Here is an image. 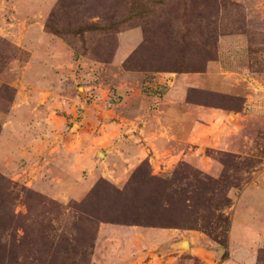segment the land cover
Masks as SVG:
<instances>
[{
    "label": "rangeland",
    "instance_id": "obj_1",
    "mask_svg": "<svg viewBox=\"0 0 264 264\" xmlns=\"http://www.w3.org/2000/svg\"><path fill=\"white\" fill-rule=\"evenodd\" d=\"M0 111V264H264V0H0Z\"/></svg>",
    "mask_w": 264,
    "mask_h": 264
},
{
    "label": "crops",
    "instance_id": "obj_2",
    "mask_svg": "<svg viewBox=\"0 0 264 264\" xmlns=\"http://www.w3.org/2000/svg\"><path fill=\"white\" fill-rule=\"evenodd\" d=\"M176 86V85H175ZM185 91H186V87H174L172 89H170L169 91V95L166 101V107L164 112V116L165 119L164 121L166 123H168V125L173 124L172 127H174V125H178L180 124L179 120L180 118L183 119V123L185 124L184 126H186L187 130V134H188V140H196V139H201L200 136H198V133H200V131L203 129L204 126H206V123L208 122H213L214 119L217 117L214 112V109L208 106H204V105H193V104H189L188 102L185 101ZM217 112V111H216ZM221 112V113H219ZM1 114H4L3 112L0 111V119L2 118ZM170 114V116H169ZM218 115H222V118L224 120H222L221 122H224V124H226V127L228 130H230L231 128H233V126H235V122L238 120L236 115L234 118L233 122H230L228 119V114L224 113L223 111H218L217 112ZM171 127V129H173ZM229 134V132H228ZM227 133L222 134V136L219 137V142L220 144L225 148V146L227 145L226 140L228 139V135ZM6 135L5 130L2 128V131H0V152L1 149L4 146V142L2 141L4 136ZM171 135L176 138L177 135L172 131ZM212 145H214V141L212 143ZM0 166L3 167L6 166V162L3 164L2 160H4L6 157L0 153ZM4 156V157H3ZM8 168V167H6ZM6 168L3 167V169L1 171L6 170ZM129 234L132 237H135L136 239H138L140 242H142V247H147L146 244V239H151V245L153 246L161 237L162 235V231H159L157 229H145V228H134L131 227L129 229ZM153 239H154V244H153ZM152 246H150V248H152ZM142 252L143 249H141Z\"/></svg>",
    "mask_w": 264,
    "mask_h": 264
},
{
    "label": "trees",
    "instance_id": "obj_3",
    "mask_svg": "<svg viewBox=\"0 0 264 264\" xmlns=\"http://www.w3.org/2000/svg\"><path fill=\"white\" fill-rule=\"evenodd\" d=\"M45 26L47 27V28H49L50 30H53V31H55V32H58V33H62L58 28H56V27H54V26H52L51 24H49V23H45ZM95 215H93V214H91V216H86V220L89 222V224H96V222H98V220H96L95 219ZM102 218H105V217H102ZM99 220H102V219H100V218H98ZM109 220V219H108ZM112 220H117V219H112ZM125 220H127V219H125ZM125 222V221H124Z\"/></svg>",
    "mask_w": 264,
    "mask_h": 264
},
{
    "label": "water",
    "instance_id": "obj_4",
    "mask_svg": "<svg viewBox=\"0 0 264 264\" xmlns=\"http://www.w3.org/2000/svg\"><path fill=\"white\" fill-rule=\"evenodd\" d=\"M183 244H184V245H188L187 241H183Z\"/></svg>",
    "mask_w": 264,
    "mask_h": 264
}]
</instances>
